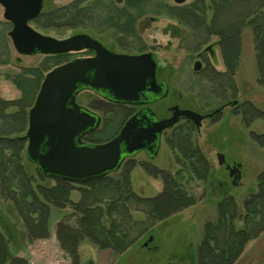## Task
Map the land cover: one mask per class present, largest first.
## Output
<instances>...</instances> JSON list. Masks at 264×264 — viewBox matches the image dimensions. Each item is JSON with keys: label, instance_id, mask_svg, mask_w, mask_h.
<instances>
[{"label": "rangeland", "instance_id": "obj_1", "mask_svg": "<svg viewBox=\"0 0 264 264\" xmlns=\"http://www.w3.org/2000/svg\"><path fill=\"white\" fill-rule=\"evenodd\" d=\"M75 1L43 0L41 15L39 14L40 16L38 15L29 22V25L34 30L57 39H63L77 33H85L118 54L138 55L150 52L156 66H158L157 78L166 80L168 86L166 97L144 105L158 117L169 114L168 108L177 101L176 97L178 95H181L179 103L182 107L192 108L201 113H208L215 109L221 101L218 73L222 71L221 66L224 58V54L219 52V48L213 46V43L218 39L217 32H220L223 25L237 19L236 16L240 20L242 16L250 12L249 10L252 13L257 12L258 16L264 14V0H252V6L249 4L251 8L246 7L249 5L244 2L246 6H235V8L223 14L227 17L221 15L214 19L217 24L210 28L208 21L212 19V12L204 8L206 4H209V0H205L203 3L202 10L205 9L204 11L195 10L194 14H189L187 11L188 7L195 2L194 0H184L179 4L175 0H140L139 3H136V7L134 6L135 8L132 9L137 14L131 17L134 22L131 25L132 30H130L127 28V20L121 18L122 21L124 20L122 25L116 15V11L127 9L125 0H121L119 3L115 0H86L81 3L78 10L72 7ZM2 12L3 9L0 7V98L4 100L15 102L21 97V92L17 90L12 82V78L20 73V67L38 66L37 71L43 70L42 75L45 76L47 72L58 65L91 54L88 50H85L78 53L47 55L51 57L42 60V55L39 54L32 56L18 55L7 36L11 25L3 19ZM253 16L255 15H250L249 19H253ZM51 20L54 23L53 26H55L53 29L47 27ZM203 20L207 25L206 29L204 25L202 26L203 23L201 22ZM128 30L130 33L126 35L125 33ZM253 37L251 29L248 27L241 29L240 44L236 52L240 71L238 77L239 96L241 99L246 97L252 100L257 107L264 111V86L259 84L260 80H263L264 72L257 63ZM207 45L213 47L212 55L206 52L203 58L197 59V52L206 49ZM16 59L19 61H16ZM195 61L201 62L199 72L193 71ZM224 61L226 62V60ZM43 78L38 81L39 88ZM75 101L78 105L94 111L100 117L98 127L85 140L95 144L109 141L118 132L130 111L144 107L113 106L102 101L97 95L88 90L79 92ZM33 103L34 101H32V105ZM226 122L232 132L228 131L223 137L219 130L221 125L219 119L206 120L201 127V131L203 137L216 134V137L219 136V140L223 142H225L226 137H229V144L223 146V152L230 158L240 162L242 166V178L239 187H231L229 191L238 194L237 216H242L244 213L243 200L250 193H255L257 178L264 168V143L261 138L251 136L240 121L236 122L233 118L228 117ZM252 126L255 128L256 134L260 133L264 126L262 118H257ZM252 126L249 129H253ZM20 128V126L17 128L11 120L6 122L0 120V133L12 132V135H23V133L25 135L28 128V114L23 127ZM186 134L187 132H181L180 134V142L185 145L189 144L184 139ZM170 136V131L164 132L161 136L160 147L155 159L149 161L143 153H139L128 164L130 167L127 172L129 187L139 201L153 198L161 191L163 183L161 176L158 175L159 171L164 170L183 174V164L189 165V163L195 161L186 158L184 160L183 157L185 156L182 157V155L183 152H187L185 151L186 148L181 147V144H179L178 135L175 141H171ZM192 136L191 138L194 140L196 134L193 133ZM24 146L25 153L26 140ZM180 147L182 150L179 149ZM213 162L216 167V160H213ZM34 166L36 165L34 164ZM122 170L110 174V178L116 180L124 172ZM215 171L218 172L217 167ZM188 177L185 178L188 181L186 187L194 194L196 203L192 208L182 211L177 217L173 216L154 226L155 245L157 249L160 247L159 252L146 251L142 247H133L121 254L116 260L110 252L100 251L91 243L84 242L79 249L80 264H164L168 257L182 253L184 245L189 240H191L192 259H194L196 257L194 247L199 244L205 233L204 224L215 221L218 216L219 208L216 206V199L219 197H216L218 196L216 195L217 183H212L209 180L202 183L191 180L190 183V176L188 175ZM220 178L224 179V176ZM70 183L73 186L70 199L77 202L81 198L80 188L86 187L88 182ZM206 192H209L210 198L205 195ZM208 201L213 203L211 207L206 203ZM134 208V206L131 207L130 211H134ZM135 213L141 216L139 211ZM60 218L59 214L53 216L50 224L51 233L54 232L55 221ZM192 219H194V223ZM191 223L195 224V227ZM241 225V221L236 218L234 220L235 228L240 229ZM190 228L195 229L191 231ZM35 241L37 240L28 243L26 249ZM26 249L18 251L10 246L9 252L24 257L27 252ZM69 264H71L70 261ZM174 264L181 263L177 261ZM234 264H264V231L246 243L242 254Z\"/></svg>", "mask_w": 264, "mask_h": 264}, {"label": "trees", "instance_id": "obj_2", "mask_svg": "<svg viewBox=\"0 0 264 264\" xmlns=\"http://www.w3.org/2000/svg\"><path fill=\"white\" fill-rule=\"evenodd\" d=\"M84 1L86 0H76L72 7L78 10ZM194 1L187 8L189 14H194L195 10H205H202L205 0ZM251 1L209 0L204 8L212 12V19L208 21L210 28L217 24L214 19L235 6H252ZM139 2L140 0H125L127 9L116 11L120 23L123 25L124 22L121 18L126 19L127 28L130 30L134 22L131 17L137 14L132 9ZM250 5L246 7L251 8ZM249 11L240 19V32L243 25H250L257 63L264 72V14L258 16L257 12ZM250 15L257 17L253 16L250 20ZM53 25L51 20L47 27L53 29ZM129 33L128 30L125 34ZM219 33L217 32L218 35ZM50 57L42 56L41 60ZM224 57L226 58V52ZM37 70L38 66L33 65L20 67V73L12 78V82L21 92V97L15 102L0 98V120H11L17 128L23 127L39 88L38 81L44 76L43 70ZM12 134L0 133V232L10 240L12 247L24 251L31 241L50 236L51 220L54 215L59 214L61 218L54 223V234L60 249L69 257L71 264H80L79 249L84 242L91 243L100 251L110 252L116 260L129 249L141 247L140 239L146 232L154 231L156 224L173 216L177 217L182 211L195 205V196L187 189L188 181L185 178H189V175L190 183L191 180L202 183L207 180L206 174L210 176V165L206 163L204 154L197 146L200 138L195 145V139L183 137L189 143L185 145L180 142L178 134L179 144L187 151L183 152V159L195 161L189 165L183 164V174L159 171L163 186L156 196L139 201L122 173L116 180L108 176L88 182L86 187L80 188L81 198L76 202L70 199L72 184L66 180H51L43 176L26 159L24 133ZM181 147L179 149L182 150ZM133 206L134 211H130ZM217 207V218L204 225L205 233L194 247L196 257L190 259L192 250L186 244L183 252L176 255V261L183 256L190 260V264H234L237 261L246 243L264 231V168L257 178L255 193H250L243 200L242 216H237L236 206L231 199H222ZM236 218L242 223L240 229L234 226ZM7 264L26 262L23 257L11 254Z\"/></svg>", "mask_w": 264, "mask_h": 264}, {"label": "water", "instance_id": "obj_3", "mask_svg": "<svg viewBox=\"0 0 264 264\" xmlns=\"http://www.w3.org/2000/svg\"><path fill=\"white\" fill-rule=\"evenodd\" d=\"M120 2L121 0H115ZM182 3L184 0H175ZM43 0H0L2 17L11 24L7 33L15 52L21 56L60 55L91 51V57L75 58L47 72L32 107L28 111L26 159L35 164L46 178L74 183L100 179L119 169L123 155L142 149L154 158L163 130L177 123L178 117L191 120L199 131L201 121L214 115L173 108L170 117L154 119L150 109L132 116L115 137L101 144L81 139L99 125L97 114L76 103L83 90L91 91L116 104L142 103L145 92L164 97L167 89L155 80L156 63L152 54L113 53L85 33L63 39L42 34L30 25L42 11ZM210 46L206 48L209 50ZM200 62H194L198 70ZM218 163L224 155L217 154ZM229 168V167H227ZM241 165L230 169L232 185L241 179ZM9 240L0 232V264L9 254Z\"/></svg>", "mask_w": 264, "mask_h": 264}, {"label": "flooded vegetation", "instance_id": "obj_4", "mask_svg": "<svg viewBox=\"0 0 264 264\" xmlns=\"http://www.w3.org/2000/svg\"><path fill=\"white\" fill-rule=\"evenodd\" d=\"M225 17H227V16H225ZM231 17H232V15H231ZM236 17H237V19L234 20L232 17L233 21H230L228 24L223 25V28L218 35V39L213 43V46H217L219 48V52L221 54H224L225 52H226V54L228 53V55H226V58L224 57L222 60V66H221L222 71L218 73V76H219L218 82L220 83V86H221L220 87V89H221V101L218 104V106L208 113H201L200 111L192 109V108L182 107L179 103V101L181 100V95H178L176 97L177 101L174 102L168 108V112H169L168 115L158 117L150 109L153 112L154 119H164V118L170 117L173 113L174 107H177L180 110H191V111H194L195 113H198L200 115H207V114H210V113H213L216 111L213 116H211L209 118H204L201 121V127L206 120H214V119L218 120L219 119V120H221V125L219 126V130L222 134L221 136L223 137L225 134L228 133V131L232 132V130H230L228 127V123L226 122V119L228 117H231L236 122L240 121L241 123H243L244 128H246L248 130V133L251 136L257 137L259 139L261 138L263 140V143H264V126H263V130L258 134H256V132L254 131L255 128L252 126V124H254V122L257 118H260V119L262 118V122L264 125V111L261 108L257 107L252 102V100H250L246 97L244 99H241L239 96L240 88H239V84H238V77H239L240 71H239V66H238L239 65L238 60L236 58V55H237L236 52H237L239 44H240L239 40H238L239 35H240V24H239L240 20H239L238 16H236ZM203 25L206 29L207 25L205 23H203L202 26ZM243 27H248L249 29H251L250 25H248V26L243 25L242 28ZM98 42H100V41H98ZM205 48H207V47H205ZM212 48L213 47L210 46L209 50L204 49L205 51L203 50V51L197 52V59L203 58V56L206 54V52L208 54L212 55V53H213ZM106 49H108V48H106ZM109 51H111V50H109ZM89 52L91 54L86 56V57H91L94 55L93 52H91V51H89ZM111 52H113V51H111ZM224 60H226V62ZM157 67L158 66H156V70H155L156 83L157 84L162 83L164 85V87L167 89V93H168V86H167L166 80L157 78V70H158ZM193 67H194V64H193ZM200 70H201V62H200V67L198 70L195 71L193 68L194 72H199ZM259 84H261V86L262 85L264 86V77H263V80H260ZM167 93H166V95H167ZM95 95H97V94H95ZM166 95L164 97H166ZM97 96L102 101H104L110 105L119 106V107L124 106V107H129V108H134L136 106H144L146 104L154 103V102L159 101V100L164 98V97H153L152 98L151 93L145 92V95L142 98L143 99L142 103L116 104V103H113L111 101H108V100L102 98L100 95H97ZM144 109H149V108L144 106V107H141L135 111H130L129 114L126 115V117H125L120 129L118 130V132L122 129V127L126 124V122L132 116L137 115L139 112H141ZM88 110L95 113L94 111H92L90 109H88ZM98 117H99V115H98ZM99 121H100V117H99ZM251 126L253 127V129H249ZM201 127L198 131L191 120L185 119L184 117L180 116V117H178L177 123H175L170 128L162 131V133L160 134V137H159V147H160L161 136L166 131L171 132V136H170L171 141H175L177 135L181 134V132H187L186 136H188L189 138L193 137L192 134L195 133L196 138H195L194 143L197 142L199 140V138L201 139V141H198V142H200L199 144L197 142V146L201 150V152L204 154V160L206 161V163L208 165H210V172H209L210 176L208 174H206V176H207L206 179L212 183H217V186H218L216 189L217 190L216 195H218V196H216V197H219V198L216 199V206L222 199H231L232 202L234 203V205L236 206V211H237V209H238L237 205L239 204V202H238L239 196H238V194H234L233 192H230L229 188H231V187L232 188H238L240 185L241 179L236 182L237 183L236 185H232L233 176H230V169L232 167L238 165V164L241 165V163L237 162L234 158H230L225 152H223V146L229 144V137H226L225 142L219 140V136L216 137V134L213 135L215 137L207 136V135L205 137H203L204 135L201 131ZM117 133L113 137H115L117 135ZM90 135H92V133L85 135L81 139V141L84 143H87V144H95V143H92L91 141L90 142L85 141L86 138ZM221 136H220V138H222ZM191 139L193 140V138H191ZM195 145H196V143H195ZM159 147H158V150H159ZM158 150H157V153H158ZM139 153H143L149 161L155 159L157 156V154H156L153 159L150 158L148 156V151L146 149H142V150H140L134 154H131V155L124 154L121 165H120L119 169L116 170L115 172L119 171L120 169H123L122 170V171H124V172H122L123 176L125 177V179L128 180V177H127L128 173L127 172L129 171V168H130L128 164H130L132 159ZM218 153H221L224 155V162L221 165L218 163V160H217V154ZM212 158H214L213 160H216V167L218 168L217 173L215 171L216 167L214 166L215 164H214ZM227 167H229V168H227ZM240 170H241V178H242V166H241ZM161 171H164V170H161ZM115 172L108 173L104 177H108V176H110V174L115 173ZM221 176H224V179H221L220 178ZM205 195H207V197L210 198L209 192H206ZM206 203L210 207L213 205V203H211L210 201H208ZM190 208H192V207H190ZM192 218H194V217H192ZM193 220L194 219H192V222L194 223ZM193 223H191V224H193ZM193 227H195V224H193ZM154 229H155V227H154ZM194 229L195 228H193V229L190 228L191 231ZM167 235H169V234H167ZM155 241H156V236H155L154 231H152L151 233L146 232L142 236V238L140 239V245L146 251H152L153 250V251L159 252L160 247L158 246L159 248L157 249V246L155 245ZM187 245H188L189 249L192 250L191 240L188 241ZM10 246H11V242L9 240V247ZM191 257L192 256H190V259H191ZM178 259H179V262L181 264H190V262H189L190 260L185 259V256L179 257ZM176 260H177L176 256H170L165 260L164 264H174V262L177 263Z\"/></svg>", "mask_w": 264, "mask_h": 264}, {"label": "built area", "instance_id": "obj_5", "mask_svg": "<svg viewBox=\"0 0 264 264\" xmlns=\"http://www.w3.org/2000/svg\"><path fill=\"white\" fill-rule=\"evenodd\" d=\"M25 260L26 264H69L68 257L60 250L53 235L32 243Z\"/></svg>", "mask_w": 264, "mask_h": 264}, {"label": "crops", "instance_id": "obj_6", "mask_svg": "<svg viewBox=\"0 0 264 264\" xmlns=\"http://www.w3.org/2000/svg\"><path fill=\"white\" fill-rule=\"evenodd\" d=\"M53 230H54V228H53ZM53 230H52V231H53ZM52 233H54V232H52Z\"/></svg>", "mask_w": 264, "mask_h": 264}]
</instances>
